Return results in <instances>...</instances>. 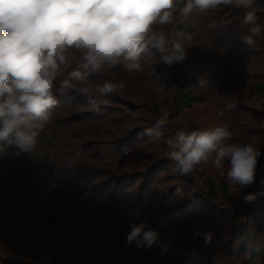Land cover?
I'll return each mask as SVG.
<instances>
[{"label":"rangeland","instance_id":"rangeland-1","mask_svg":"<svg viewBox=\"0 0 264 264\" xmlns=\"http://www.w3.org/2000/svg\"><path fill=\"white\" fill-rule=\"evenodd\" d=\"M186 2L181 0L176 5L170 24L154 25L153 29L165 32L169 51L174 43H184L187 55L195 51L203 54L201 62L176 69L175 64L168 66L160 62L159 54L149 49L140 57V72L129 73L123 64L109 66L107 63L97 72L87 70L89 76L84 83H77L75 89L66 90L63 98L56 99L52 119L40 133L41 140L45 138L50 144L39 143L45 146L43 149L50 155L55 170H61L62 179L68 180V174H71V177H82L90 184H103L112 177L127 176L119 181L121 189L116 193L117 199L125 204H134L138 198L145 200L142 208L149 219H137L135 223L146 221L147 227L169 233L173 240L178 238V230L198 224L206 228L200 223L202 216L212 218L220 225L230 221L233 229L237 226L231 221L232 211L222 203L220 195L211 199L209 190L202 185V180L208 178L215 183L228 182L227 161L223 162L222 168H215L213 153L207 163L197 165L186 175L173 171L175 163L168 158L166 141L175 138L177 123L189 122L198 130L227 123L233 133L231 142L250 143L264 154V6H255L262 35L256 38L253 46H248L240 39L248 34L242 24L244 9L221 7L205 13L193 10L185 16L181 9ZM189 35L192 37L190 42L186 41ZM83 52L70 48L65 62H58L61 75L54 81V94L60 92V81L70 72L81 71ZM106 81L123 83L124 90L99 94L97 86ZM178 81L200 96L202 102L175 115L172 102ZM85 87L97 100L95 107L89 105V95L81 91ZM164 117L167 123L155 128L156 119ZM52 122L62 123L54 136L46 131ZM149 128L152 136L145 134ZM69 129L68 133L64 132ZM134 131L136 133L126 140ZM83 134L90 136L86 137L85 143L81 138L77 144L92 146H76L75 140ZM148 171L151 173L147 174ZM107 188L112 192L113 185ZM229 191L236 198V210H242L249 203L244 201L247 193L264 192V176L260 174L255 178L248 190L231 188ZM162 200L163 209L159 207ZM98 202L107 203L104 198ZM106 211L103 207L102 213ZM254 222L253 219L255 227ZM129 231L124 229L122 233ZM214 251L219 258H225V252L219 247H214ZM230 258L231 264H264V225L254 244L248 245L246 241L239 245L234 241ZM119 260L128 264L124 258ZM147 264H153V261Z\"/></svg>","mask_w":264,"mask_h":264},{"label":"clouds","instance_id":"clouds-1","mask_svg":"<svg viewBox=\"0 0 264 264\" xmlns=\"http://www.w3.org/2000/svg\"><path fill=\"white\" fill-rule=\"evenodd\" d=\"M181 0H0V144L15 147L19 153H31L37 139L51 121L57 100L53 93L59 63L66 60L70 48L84 50L82 67L91 72L123 64L129 72L142 71V53L154 50L160 62L171 66L186 59L185 44L174 43L168 50L164 31L154 25L173 21ZM256 0H187L181 9L187 16L193 10L205 13L221 7L244 9L242 24L247 35L242 42L253 46L262 35ZM191 35L186 37L190 42ZM87 71H72L59 83L58 91L75 89L87 80ZM101 95L124 90V84L105 82L97 86ZM88 103L95 107L87 87ZM167 118H158L159 129ZM152 136V129H146ZM227 123L212 128L178 131L166 141L168 158L175 163L173 171L186 175L215 154V168L228 162L226 179L241 189L255 181L261 152L250 143H233ZM260 193H247L245 202H253ZM146 221L132 223L127 244L152 248L159 243V233L146 227ZM167 251L162 248V253Z\"/></svg>","mask_w":264,"mask_h":264},{"label":"trees","instance_id":"trees-1","mask_svg":"<svg viewBox=\"0 0 264 264\" xmlns=\"http://www.w3.org/2000/svg\"><path fill=\"white\" fill-rule=\"evenodd\" d=\"M256 6H264V0H256ZM203 59V54L195 51L174 67L183 69ZM81 68V71H87ZM54 96L61 99L65 93H55ZM201 102V97L190 92L183 82L176 83L172 102L175 115ZM61 124L52 122L46 131L54 136ZM193 130L198 128L189 122L175 125L176 133ZM135 133L130 132L126 140ZM88 136L83 134L77 138L76 146H92L83 145ZM41 138L39 135L33 152L18 155L15 147L0 144V264H124L120 258L127 260L128 264H147L150 260L153 264H231V246L244 233L249 216L252 215L255 221V230L247 241L248 245L256 242L264 225V208L259 204L264 196L247 203L242 210H236V198L229 194V190L241 189L240 186L234 187L223 180L215 183L208 178L202 180V185L209 190L211 199L220 195L222 203L232 211L230 219L237 223L234 229L230 221L220 225L214 219L202 216L200 223L206 228L198 224L197 227L178 230V238L174 240L171 234L152 228L159 233L157 245L152 248H138L135 242L129 245L126 241L128 233L123 234V230H129L137 219H149V215L146 216L147 212L142 208L146 203L142 198L134 204L117 199L116 193L121 189L119 181L127 176L112 177L103 184H90V181L73 178L71 174H68V180L62 179L61 170H55L50 155L43 149V145L50 142ZM81 138L84 142L77 144ZM260 174L264 176V154L258 158L255 178ZM111 184L114 191L109 192L107 187ZM243 189L248 190V186ZM103 198L106 204L98 202ZM103 207L107 209L105 214L102 213ZM159 207H165L163 200ZM109 241L114 243L106 244ZM214 247L224 251L225 258H219ZM162 248L167 251L162 253ZM251 253L254 254V250Z\"/></svg>","mask_w":264,"mask_h":264},{"label":"built area","instance_id":"built-area-1","mask_svg":"<svg viewBox=\"0 0 264 264\" xmlns=\"http://www.w3.org/2000/svg\"><path fill=\"white\" fill-rule=\"evenodd\" d=\"M261 204V206L264 208V199L259 203ZM255 227L253 225V217L252 215H250L247 224L245 226V231L242 235L239 236V238L236 240L238 242L239 245H243V243H245L246 241H248L253 233H254ZM236 264V263H233Z\"/></svg>","mask_w":264,"mask_h":264}]
</instances>
